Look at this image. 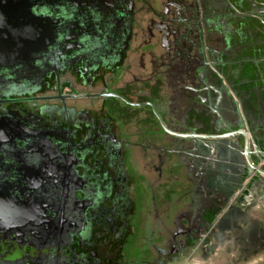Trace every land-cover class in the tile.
Segmentation results:
<instances>
[{"label":"flooded vegetation","instance_id":"af4514ba","mask_svg":"<svg viewBox=\"0 0 264 264\" xmlns=\"http://www.w3.org/2000/svg\"><path fill=\"white\" fill-rule=\"evenodd\" d=\"M263 63L264 0H0V264H264V172L236 176L241 163L205 161L211 139L177 136L233 131L235 95L247 118L254 102L264 107ZM240 70L258 75L253 88ZM166 85L185 91L166 96ZM107 91L147 105L87 96ZM153 123L175 158L148 140L159 138ZM152 146L190 170L174 227L128 162ZM228 151L218 153L237 156ZM242 164L249 174L256 163ZM147 209L162 228L148 232Z\"/></svg>","mask_w":264,"mask_h":264},{"label":"crops","instance_id":"0c3cea01","mask_svg":"<svg viewBox=\"0 0 264 264\" xmlns=\"http://www.w3.org/2000/svg\"><path fill=\"white\" fill-rule=\"evenodd\" d=\"M261 66H263L262 67L263 70L260 72L263 73V77H264V63ZM134 67L139 68L138 66H134ZM142 70L144 71V69ZM133 71L134 73L139 74V71L137 72L136 69H133ZM254 71L255 72L253 74L259 73L258 70H254ZM122 76L120 77V79H117L113 83L112 89L115 90V89H121L124 87V81L125 79H129L130 75L129 74L125 75V78H122ZM238 76L240 80L241 79L244 80L243 86L248 85L247 87L249 88L250 86H252L253 88V86L256 83L255 81L253 82V79L254 77L255 78L258 77V75H255L252 78L253 75H251V78L249 77L248 79V76H250V73L246 70H240ZM261 84L263 83L261 82ZM229 89H232V88H229ZM253 98L258 99L257 96ZM235 100L238 101L236 102V107H239L240 110L242 111V114L244 115V111H243L244 106H243L242 99L237 98V96L235 95ZM246 100H249V99H246ZM102 102H103V99H99V101H97V104H96L97 108L101 106ZM253 107H254V111H252V114H250V116L248 117L251 122L253 134L254 135L255 133H257L256 135L260 134L264 138V107L259 102H254ZM245 118L248 120L247 116H245ZM152 125L154 128L150 129L149 126L147 127L149 131L153 132V134L154 132H157L158 134L161 135V137L158 139V141L153 138H148V140L154 145L158 144V147L164 146V148L168 149L171 152L169 153L170 158L172 159L175 158L176 148L172 144L171 139L165 142L162 141L166 138L169 139L170 135L166 133V131H164V128L162 127L160 123H153ZM250 128L248 126V130H250L251 132ZM130 130L133 131L132 128H130ZM263 143L260 144L254 141L253 151L258 158H261L264 155V144ZM172 149H173V152H172ZM159 151L161 150L156 148V146L148 147L147 149H144V150L142 148L134 150L133 155L130 157V159H128V162L133 163L134 165L136 164L135 167L138 169V173L142 176L143 187L147 188L150 184H153L154 194L159 199L158 209L161 204L164 207L163 201L165 197L171 194L173 196V199H172L173 203L170 207V210L174 209V211H177L178 209L183 208L182 210L177 211V212H182V211L185 212L189 205L188 196L191 190L190 181H189L190 180L189 167L188 165L182 163V166H180L179 169H176V170L172 169V166L170 165L171 162H168V161H165L164 163L161 162L160 158L158 157ZM260 163L263 164L264 159H262ZM179 196L183 197V200H181V202L177 201V198H179ZM159 212H160L159 214V218H160L161 216H163V213L161 210H159ZM147 223L151 227L148 230V232H151V229L153 226H156L157 228L158 227L162 228V225L158 221H154L150 223V221L147 220ZM166 223L169 224L171 227H174L175 219L173 222L172 221L167 222L166 220Z\"/></svg>","mask_w":264,"mask_h":264},{"label":"water","instance_id":"95a60500","mask_svg":"<svg viewBox=\"0 0 264 264\" xmlns=\"http://www.w3.org/2000/svg\"><path fill=\"white\" fill-rule=\"evenodd\" d=\"M221 97H223L222 100L226 101V97L224 95V93H221ZM87 96H101V97H116L119 98L120 100L124 101L127 104L133 105V106H144L147 105V103H140V102H134L129 100L127 97H125L124 95L115 92V91H107V92H103V93H97V92H91L88 93ZM220 97V98H221ZM222 102V101H221ZM238 110L240 112V114L238 116H236V119L239 120L238 124L235 125V129L233 131H226L223 134H216L213 132H207V133H199V132H193V133H184V132H180L177 133L173 130H171L162 115L158 113V117L161 121V123L163 124V126L165 127L166 131H170V132H174L177 133V136L179 137H190L193 136V138H198V139H202V140H207V139H211L210 142L205 141L203 144H201L202 149L204 151V149H209V154L206 156L205 161L207 163H241L239 164V166H236L235 170L240 171V173L236 172V176H239V174H242L245 177H248L252 174H254L253 172H264V169L259 168L257 165H259V163L261 162L262 159H264V155L261 158H258L254 151H253V144L254 141L257 143L262 144L264 142V138L263 136H258L255 137V135L253 134V129L251 127V122L250 119L248 118V120L245 118L246 114L244 113V115L242 114V111L240 110V108L238 107ZM252 114V112L250 113ZM248 126L251 129L248 130ZM233 128V127H232ZM227 130V129H226ZM172 132V133H173ZM251 133V134H250ZM148 134H150V132L148 131ZM157 137H161L160 134L156 135ZM158 138V139H159ZM214 142H211L213 141ZM225 142H232L231 145H233V148L228 147L227 145H225ZM202 143V142H201ZM222 146H219L220 144H222ZM225 151V150H230L228 152L234 151L236 152L237 156H235V158H226L223 157L221 155L220 152L218 153V151ZM172 166H176V167H180L182 166V163H184V161H181L179 158H176L172 161H170ZM242 163H256L254 169H251V172L249 171L248 173L244 172V168H242L244 165Z\"/></svg>","mask_w":264,"mask_h":264},{"label":"rangeland","instance_id":"374dc122","mask_svg":"<svg viewBox=\"0 0 264 264\" xmlns=\"http://www.w3.org/2000/svg\"><path fill=\"white\" fill-rule=\"evenodd\" d=\"M257 43H259L258 41H257ZM260 43H263V42H260ZM138 59H139V56L138 55H136L135 57H134V62L136 63L137 61H138ZM152 68H153V66L151 65V66H148L146 69H144V71L141 69V67H139V68H137V67H134L133 69H136L137 70V72L139 71V75H149V73H151L152 72ZM163 72H165L164 70H162ZM134 72V71H133ZM127 74H129L130 75V77H131V75H132V73H125L123 76H122V78H125V75H127ZM120 79V78H119ZM130 79V78H129ZM166 80V82H167V79H165ZM115 88H116V86H115ZM177 90H179V91H181V92H184L185 90H183V88H181L180 87V85H179V88L178 89H176V87L175 86H169V85H166L164 88H163V94L164 95H166V96H169L170 94H175L176 93V91ZM187 102V103H186ZM189 103V100L187 99V100H182V102H181V104H183V105H187ZM130 163V162H129ZM136 165V164H135ZM171 165V164H170ZM172 166V165H171ZM172 169H174V170H176V169H179V167H176V166H172ZM142 185H143V183H142ZM144 189H145V191H146V197L148 198V201H151V198H152V193H151V190L149 191V186L146 188V187H144ZM138 192H139V194H140V192H141V190H139V187H138ZM142 193V192H141ZM142 195V194H141ZM140 195V197H139V200H137V203H138V205H137V208L139 209V212H138V214H137V220L138 221H141V218H140V215H143V213L142 212H140V211H143L144 212V208L146 207V203L143 201L142 202V200H141V196ZM181 200H183V197L182 196H179V198H177V201H179V202H181ZM151 208H152V206H151ZM183 209V208H182ZM182 209H178L177 211H180V210H182ZM148 210V212H149V217H148V220L150 221V223H151V212L149 211L150 209H147ZM159 210H161L162 211V213H163V216H161L159 219H166L167 220V222H173L174 221V219L176 220L177 218H179L178 217V214L180 213V212H177V211H174V209H172V210H170L171 212H170V215L168 216V218L166 217V215H165V213H164V207L162 206V204L159 206V209L157 210V215L159 216V214H160V212H159ZM141 213V214H140ZM140 224V223H139ZM139 224L138 223H136V229H138V226H139ZM139 230V229H138ZM134 246H133V248H131V250H132V252H134V254H137V244L134 242ZM128 256L130 257L131 256V254H128Z\"/></svg>","mask_w":264,"mask_h":264},{"label":"trees","instance_id":"16d2710c","mask_svg":"<svg viewBox=\"0 0 264 264\" xmlns=\"http://www.w3.org/2000/svg\"><path fill=\"white\" fill-rule=\"evenodd\" d=\"M107 101H111L113 103V111H110L109 113L113 114L116 112H120V105H121V101L116 99V98H110ZM129 108V107H128Z\"/></svg>","mask_w":264,"mask_h":264}]
</instances>
